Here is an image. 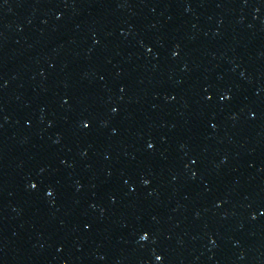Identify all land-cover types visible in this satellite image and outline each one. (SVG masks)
I'll return each instance as SVG.
<instances>
[{
  "label": "water",
  "instance_id": "95a60500",
  "mask_svg": "<svg viewBox=\"0 0 264 264\" xmlns=\"http://www.w3.org/2000/svg\"><path fill=\"white\" fill-rule=\"evenodd\" d=\"M0 264H264V0H0Z\"/></svg>",
  "mask_w": 264,
  "mask_h": 264
},
{
  "label": "snow or ice",
  "instance_id": "6c2138e0",
  "mask_svg": "<svg viewBox=\"0 0 264 264\" xmlns=\"http://www.w3.org/2000/svg\"><path fill=\"white\" fill-rule=\"evenodd\" d=\"M173 55H175V53H173ZM113 111H115V109H113ZM84 127H88V125H84ZM149 147H152L151 145H149ZM32 187L34 188L35 185H32ZM50 195V193H49ZM145 239V236L141 235L140 236V240H144ZM157 260L161 259L159 256L156 257Z\"/></svg>",
  "mask_w": 264,
  "mask_h": 264
}]
</instances>
